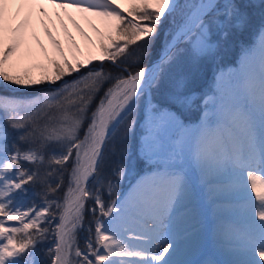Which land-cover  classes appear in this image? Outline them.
<instances>
[{"label":"snow or ice","instance_id":"snow-or-ice-1","mask_svg":"<svg viewBox=\"0 0 264 264\" xmlns=\"http://www.w3.org/2000/svg\"><path fill=\"white\" fill-rule=\"evenodd\" d=\"M0 264H264V0H0Z\"/></svg>","mask_w":264,"mask_h":264},{"label":"bare ground","instance_id":"bare-ground-1","mask_svg":"<svg viewBox=\"0 0 264 264\" xmlns=\"http://www.w3.org/2000/svg\"><path fill=\"white\" fill-rule=\"evenodd\" d=\"M69 29H72L71 24H69ZM38 35L41 39V41H44L43 43L47 46L45 43L48 42V39L46 36H44L43 32L37 29ZM49 43V42H48ZM35 46V45H34ZM242 59V57H241ZM240 59V62H241ZM239 63L237 65H231L230 67L227 68V73L235 72L239 66ZM149 171V170H148ZM148 171L143 172L140 176L145 175ZM138 176L125 190L123 195H126L132 185L136 183V181L140 178ZM123 195L121 198H123ZM217 215V209L215 208V205L210 202L209 198L206 196H201L200 201H199V206H198V214L197 217L194 221L190 222L189 224L183 225L184 228L186 229H191L193 226L198 228V232L196 236L192 238L190 241V244L193 249H195L190 255L186 257H180L182 259H193V260H200L204 258H208L212 256V250L214 246V240H213V226L215 223ZM206 216L208 217L207 219L210 222V229L207 230V225H206ZM213 258H223V257H213Z\"/></svg>","mask_w":264,"mask_h":264},{"label":"rangeland","instance_id":"rangeland-1","mask_svg":"<svg viewBox=\"0 0 264 264\" xmlns=\"http://www.w3.org/2000/svg\"><path fill=\"white\" fill-rule=\"evenodd\" d=\"M73 31V33L75 34V30L74 29H71ZM247 37L249 38V42L246 43L245 40H242V42L238 45L239 46V52H237L236 54L234 52H236L238 46H235L233 44V42L230 40L228 42V44L224 47H222L220 49V51L218 53H221V54H224V55H227V54H235L236 55V61L239 63L240 62V59L241 57L243 56V49L251 42V36L250 34L248 33L247 34ZM77 39L79 40V36L77 35ZM44 42V41H43ZM45 43L47 44V46L50 47L49 43L45 41ZM222 56V55H221ZM220 56V57H221ZM219 57V58H220ZM228 57V56H226ZM227 62V61H225ZM212 63H206L205 66H204V69H203V72L200 76V78L197 80V83H196V88L198 91H200L203 87V85L205 83H207V78H208V72L211 70L212 68ZM228 64V65H227ZM231 64L230 62H227V63H224V61L222 63H220V65L213 71V78L216 74L220 73V72H223V73H227V68L230 67ZM213 78H212V81L209 85V88L207 89V91H209L212 87H213ZM208 87V86H207ZM189 117H192L190 118L193 122H195V113L192 112V113H189L188 114ZM147 164H143V165H137L135 163V158L133 157V162L131 164V167L128 171V174L125 176L124 179H122L119 184H118V187H117V191L114 193V196L116 197H119L121 198V196L124 194L125 190L127 189V187L133 182V180H135V178L138 176H134V174L137 172V170L141 169V168H145ZM142 171V170H141ZM147 171V170H146ZM208 217L206 216V225H207V230L210 229V222L209 220L207 219Z\"/></svg>","mask_w":264,"mask_h":264},{"label":"trees","instance_id":"trees-1","mask_svg":"<svg viewBox=\"0 0 264 264\" xmlns=\"http://www.w3.org/2000/svg\"><path fill=\"white\" fill-rule=\"evenodd\" d=\"M247 34L248 33H243V34H238L237 36H235L233 39H231V41L233 42V44L235 45V46H238L241 42H242V40H245L246 41V43H248L249 42V38L247 37ZM239 46H238V48H237V50H236V52H234L235 54L237 53V52H239ZM227 54V55H224V54H221V53H217V57H218V59L215 61V62H213V64H212V68H211V70L208 72V78H207V83H205L204 85H203V87H202V89L201 90H203V91H207V89L209 88V85L208 84H210L211 83V81H212V78H213V71L220 65V63H222L223 61H224V63H227V62H230V63H236V55L235 54ZM222 55V56H221ZM221 56V57H220ZM226 56H228V57H226ZM220 57V58H219ZM225 61H227V62H225ZM208 86V87H207ZM195 113V112H194ZM196 113H195V117H196Z\"/></svg>","mask_w":264,"mask_h":264}]
</instances>
